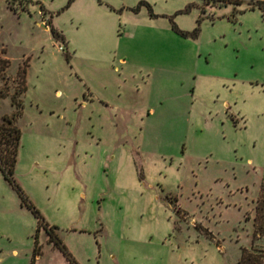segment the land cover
<instances>
[{
    "label": "rangeland",
    "instance_id": "obj_1",
    "mask_svg": "<svg viewBox=\"0 0 264 264\" xmlns=\"http://www.w3.org/2000/svg\"><path fill=\"white\" fill-rule=\"evenodd\" d=\"M255 1L0 0V264H264Z\"/></svg>",
    "mask_w": 264,
    "mask_h": 264
},
{
    "label": "trees",
    "instance_id": "obj_2",
    "mask_svg": "<svg viewBox=\"0 0 264 264\" xmlns=\"http://www.w3.org/2000/svg\"><path fill=\"white\" fill-rule=\"evenodd\" d=\"M233 1L236 3H240L241 0H226ZM255 3L257 6L264 10V0H256ZM6 60V59H3ZM22 73L24 74L23 79L25 80L26 69H22ZM26 89V84H23L22 90ZM20 140V128L14 122L13 116H3L2 121H0V169L4 173L5 177L8 178L11 182H13L17 187L15 179L13 178V169L16 163V155L17 148ZM264 171V164H263ZM264 187V172L261 179V188ZM19 188V187H18ZM264 210V198L258 197L256 201V213L255 218L259 217V214ZM49 235L51 239H54L55 244L61 246L64 252L67 254L68 259L71 263L77 264L71 254L66 250L64 245L61 243V240L58 238L55 231H52L51 227L48 229ZM246 263L250 264H258L259 260L256 257H252V255H247L245 258ZM260 264V263H259Z\"/></svg>",
    "mask_w": 264,
    "mask_h": 264
}]
</instances>
